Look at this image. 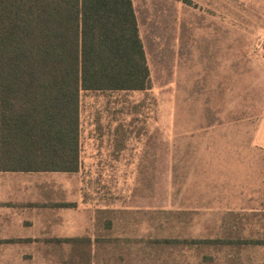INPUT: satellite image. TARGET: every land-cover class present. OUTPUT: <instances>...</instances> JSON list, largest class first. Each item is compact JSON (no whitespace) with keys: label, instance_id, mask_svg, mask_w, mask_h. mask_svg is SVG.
I'll list each match as a JSON object with an SVG mask.
<instances>
[{"label":"rangeland","instance_id":"374dc122","mask_svg":"<svg viewBox=\"0 0 264 264\" xmlns=\"http://www.w3.org/2000/svg\"><path fill=\"white\" fill-rule=\"evenodd\" d=\"M133 1L148 88L80 102L70 206L79 191L93 217L86 238L0 264H187L190 250L178 248L189 246L191 219L220 217L206 204L229 198L222 175L243 165L235 155L248 141L231 127L264 83V19L237 9L221 18L195 0Z\"/></svg>","mask_w":264,"mask_h":264},{"label":"trees","instance_id":"16d2710c","mask_svg":"<svg viewBox=\"0 0 264 264\" xmlns=\"http://www.w3.org/2000/svg\"><path fill=\"white\" fill-rule=\"evenodd\" d=\"M148 86L131 0H0V171L76 172L80 97Z\"/></svg>","mask_w":264,"mask_h":264},{"label":"crops","instance_id":"0c3cea01","mask_svg":"<svg viewBox=\"0 0 264 264\" xmlns=\"http://www.w3.org/2000/svg\"><path fill=\"white\" fill-rule=\"evenodd\" d=\"M131 2L139 28L135 4ZM195 2H200L206 10L216 8L221 18H228L229 12L237 9L238 17L264 19V0ZM259 86L253 105L241 110L239 120L231 127L238 130L239 141H248L247 148L239 146L235 155L236 161L243 165L238 163L235 171L222 175L226 180L219 192L230 195L229 198L224 196L219 202L206 204L207 210L219 211L220 217L191 219L195 231L189 234V246L178 248L182 253H186L184 249L190 250L185 260L187 264H264V83L260 82ZM81 149L79 141L76 172L0 171V259L53 257L55 251L64 248L71 239L86 238V221L93 217L86 215V205L80 200L79 191L75 206H70L69 178L82 171Z\"/></svg>","mask_w":264,"mask_h":264}]
</instances>
